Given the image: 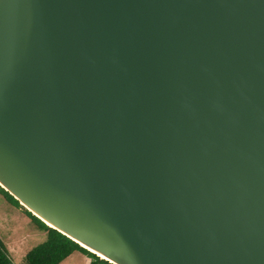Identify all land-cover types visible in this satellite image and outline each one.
Instances as JSON below:
<instances>
[{"label":"water","instance_id":"water-1","mask_svg":"<svg viewBox=\"0 0 264 264\" xmlns=\"http://www.w3.org/2000/svg\"><path fill=\"white\" fill-rule=\"evenodd\" d=\"M0 187L111 264H264V0H0Z\"/></svg>","mask_w":264,"mask_h":264},{"label":"rangeland","instance_id":"rangeland-1","mask_svg":"<svg viewBox=\"0 0 264 264\" xmlns=\"http://www.w3.org/2000/svg\"><path fill=\"white\" fill-rule=\"evenodd\" d=\"M21 209L22 211H18ZM22 214V215H21ZM0 238L10 252L14 264H24L27 253L47 239L38 223L17 208L0 190ZM88 255L75 252L62 264H88Z\"/></svg>","mask_w":264,"mask_h":264},{"label":"trees","instance_id":"trees-1","mask_svg":"<svg viewBox=\"0 0 264 264\" xmlns=\"http://www.w3.org/2000/svg\"><path fill=\"white\" fill-rule=\"evenodd\" d=\"M0 190L11 200V203L17 208H22L25 214L32 217L40 231L47 234V239L40 245L30 250L25 258L24 264H62L75 252H81L92 258L90 264H111L95 254L84 249L68 237L64 236L57 230L48 227L41 220L33 216L29 211L23 208L20 203L8 192L0 187ZM0 264H14L10 252L0 238Z\"/></svg>","mask_w":264,"mask_h":264},{"label":"crops","instance_id":"crops-1","mask_svg":"<svg viewBox=\"0 0 264 264\" xmlns=\"http://www.w3.org/2000/svg\"><path fill=\"white\" fill-rule=\"evenodd\" d=\"M18 211H22L21 209H17ZM22 215V214H21ZM91 263V260L89 261V263L88 264H90Z\"/></svg>","mask_w":264,"mask_h":264},{"label":"bare ground","instance_id":"bare-ground-1","mask_svg":"<svg viewBox=\"0 0 264 264\" xmlns=\"http://www.w3.org/2000/svg\"><path fill=\"white\" fill-rule=\"evenodd\" d=\"M101 257V256H100ZM101 258H103V257H101Z\"/></svg>","mask_w":264,"mask_h":264}]
</instances>
